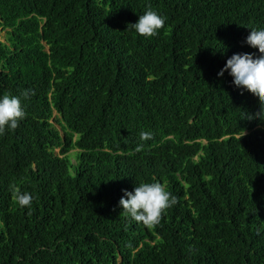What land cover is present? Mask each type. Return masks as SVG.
Listing matches in <instances>:
<instances>
[{
    "label": "trees",
    "instance_id": "16d2710c",
    "mask_svg": "<svg viewBox=\"0 0 264 264\" xmlns=\"http://www.w3.org/2000/svg\"><path fill=\"white\" fill-rule=\"evenodd\" d=\"M251 27L264 0H0V95L29 93L0 135V264H264V105L217 75L259 55ZM144 182L177 200L155 226L119 206Z\"/></svg>",
    "mask_w": 264,
    "mask_h": 264
},
{
    "label": "clouds",
    "instance_id": "9594fccd",
    "mask_svg": "<svg viewBox=\"0 0 264 264\" xmlns=\"http://www.w3.org/2000/svg\"><path fill=\"white\" fill-rule=\"evenodd\" d=\"M165 19L158 12L148 9L139 15L136 22L129 23L127 29L134 31L138 36L153 37L163 28ZM250 29L245 38V43L257 49L259 55L234 53L227 58L217 75L223 76L227 71L232 77L234 86L242 91L246 90L253 93L259 98L261 105H264V27H251ZM80 92L76 95L79 96ZM28 96L29 93L26 90L19 96L10 93L0 95V135H3L6 130H15L19 127V122L26 116L22 98L27 99ZM150 138V133H141L142 140ZM122 191L123 195L119 200L121 209L127 217L145 225L155 226L159 224L165 210L177 203L175 197L158 182L139 183L135 185L132 191L127 189ZM15 202L21 208L30 207L33 202V195L17 190Z\"/></svg>",
    "mask_w": 264,
    "mask_h": 264
},
{
    "label": "rangeland",
    "instance_id": "374dc122",
    "mask_svg": "<svg viewBox=\"0 0 264 264\" xmlns=\"http://www.w3.org/2000/svg\"><path fill=\"white\" fill-rule=\"evenodd\" d=\"M6 32L4 30L1 31V36H0V39L1 41H6ZM54 126L59 130L60 127L58 126V124H56L55 122H53ZM55 152L57 153L58 152V149L55 150ZM72 152H74V150H72Z\"/></svg>",
    "mask_w": 264,
    "mask_h": 264
}]
</instances>
